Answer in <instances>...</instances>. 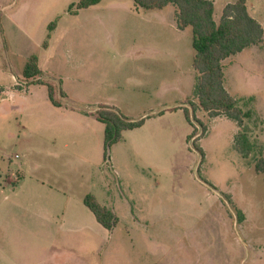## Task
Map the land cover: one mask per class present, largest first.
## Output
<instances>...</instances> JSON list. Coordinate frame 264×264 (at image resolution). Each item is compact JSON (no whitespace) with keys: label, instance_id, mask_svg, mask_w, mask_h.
<instances>
[{"label":"rangeland","instance_id":"rangeland-1","mask_svg":"<svg viewBox=\"0 0 264 264\" xmlns=\"http://www.w3.org/2000/svg\"><path fill=\"white\" fill-rule=\"evenodd\" d=\"M78 1L0 0V264H264L262 175L235 150L236 123L199 109L174 6L101 0L71 14ZM210 1L217 22L236 0ZM246 6L263 42L223 61V87L255 112L264 158V0ZM31 56L59 107L44 85L25 86ZM100 106L145 120L106 160ZM88 194L114 213L111 231Z\"/></svg>","mask_w":264,"mask_h":264},{"label":"trees","instance_id":"trees-1","mask_svg":"<svg viewBox=\"0 0 264 264\" xmlns=\"http://www.w3.org/2000/svg\"><path fill=\"white\" fill-rule=\"evenodd\" d=\"M100 1L79 0L76 4L69 6V12L77 14L78 11L95 6ZM132 2L136 7L146 11L162 10L168 5L174 6L177 28L179 30L189 28L191 31V47L194 51L192 67L197 73L193 95L197 99L199 109L210 117L223 115L236 123L239 131L233 146L241 157L252 166L253 171L262 175L264 182L263 152L254 144L251 138V129L248 126L252 121L254 124L258 121L255 112L249 108L238 107V101L223 87V61L263 42L262 26L249 14L246 0H236L232 4H227L217 22L213 19L214 6L210 0H132ZM73 9L75 10L73 11ZM55 27V22L48 25L49 34L42 44L43 49H47L50 34ZM40 75L41 71L37 66L36 57H29L21 71L25 86L44 85L50 103L59 107V104L54 100L52 85L42 82ZM16 89L21 88L17 86ZM248 101L252 102L253 98H248ZM183 113L186 121L192 125L187 111H183ZM94 118L104 126L105 160L108 149L121 140L123 132L140 128L145 122L144 119L130 121L118 110L108 106H100L94 113ZM198 125L201 132L204 133V124L198 122ZM194 136L195 129L192 130L186 141ZM192 147L202 161L204 154L201 148L195 143H192ZM83 205L103 229L111 231L115 227L117 219L112 210L101 206L93 195L84 196Z\"/></svg>","mask_w":264,"mask_h":264},{"label":"crops","instance_id":"crops-1","mask_svg":"<svg viewBox=\"0 0 264 264\" xmlns=\"http://www.w3.org/2000/svg\"><path fill=\"white\" fill-rule=\"evenodd\" d=\"M173 25H174V28H175L176 30H178V31H182V30H179V29L177 28V26H176V22H175V19H174V23H173Z\"/></svg>","mask_w":264,"mask_h":264}]
</instances>
